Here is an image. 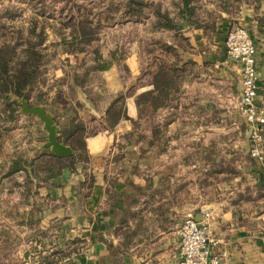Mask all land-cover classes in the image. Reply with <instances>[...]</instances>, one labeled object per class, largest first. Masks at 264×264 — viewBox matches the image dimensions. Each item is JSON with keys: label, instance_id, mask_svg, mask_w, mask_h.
I'll use <instances>...</instances> for the list:
<instances>
[{"label": "crops", "instance_id": "obj_1", "mask_svg": "<svg viewBox=\"0 0 264 264\" xmlns=\"http://www.w3.org/2000/svg\"><path fill=\"white\" fill-rule=\"evenodd\" d=\"M258 6L243 2L233 18L255 44L256 103L264 110V0ZM232 25L230 17L218 23L210 41L201 30L191 32L194 72L185 77L183 92L172 101L163 98L157 109L140 111L136 102L138 94L154 89L152 81L140 79L138 46L122 60L115 51L113 60L101 63L109 92L130 93L114 125L101 122L113 98L96 109L81 87L77 95H68L77 121L46 105L64 144L78 127L94 129L85 137L90 160L71 167L56 155L51 158L63 163L60 171L34 179L29 192L0 188L1 196H13L12 205L29 214L23 222H5L19 241L15 264H180L179 231L190 211L199 220L206 211L214 215L212 235L223 239L214 250H225L228 264H264V189H259L264 187V160L250 155L245 118L232 106L242 89L241 64L225 46ZM215 93L230 105L213 107ZM217 118L225 124H215ZM30 119L39 122L37 128L22 125L29 120L23 115L19 132L27 135L23 146L34 156L38 148H47V132L41 120ZM24 176L20 172V179ZM129 232L132 237L126 238Z\"/></svg>", "mask_w": 264, "mask_h": 264}, {"label": "trees", "instance_id": "obj_2", "mask_svg": "<svg viewBox=\"0 0 264 264\" xmlns=\"http://www.w3.org/2000/svg\"><path fill=\"white\" fill-rule=\"evenodd\" d=\"M177 1V10L174 16L168 11H163L161 6L153 7L152 3L146 0H127L125 13L132 19L140 20L146 15L147 9L151 8L155 16L152 22L155 30L171 31L174 34L201 30L205 38L210 41L217 32L218 23L225 21L228 17L231 18L232 29L244 27L233 17L241 9L243 2L249 3L251 1L254 8L258 9L260 0H204V4L201 0ZM12 17L14 16L11 15ZM60 27L61 31H69L71 38L67 45L76 46L70 50L74 55H78L84 49L83 45L85 43L89 45L102 29L101 22H94L89 16L82 15L67 20L61 19ZM60 35L65 38L64 33H60ZM183 35H186V33ZM184 38L189 43L186 48L176 43H165L164 46L167 49H174L175 51V56L167 61L166 59L162 60L160 57L153 58L152 54H150L151 56L147 61H144L146 55L142 54L143 70L140 79L145 78L148 79V82L152 81L154 89L137 95L136 102L140 111L148 107L157 109L164 105V100L172 101L174 95L183 92V81L186 76L194 72V64L196 63L189 57L194 50L191 38L188 36H184ZM45 40V31L43 29L37 30L36 23L29 29L25 37L22 33H19L12 41H5L0 45V122L3 123L0 129V186L7 180L10 183L14 182L16 175L24 172V185L27 192L33 189L36 184L34 179L39 181L40 176L43 174L47 175V179L56 176L63 163L51 158L57 156L50 150V147L38 148L34 156H31L27 150H19L16 147L12 150L5 148L6 135L14 138L13 130L17 127L21 115H26L29 118L27 126L37 128L36 123L39 124V122L31 120L30 115L22 112V106L19 104L20 98H25L32 106L50 105L51 109L55 111L60 108L62 111L65 110L61 113V117L68 116L74 110L73 106L67 105L72 103L69 102L68 95L70 94L72 97L77 95L78 87H81L96 109L105 106L106 102L113 98L106 107L104 117H101L103 118L101 122L111 126L117 123L120 118L126 98L130 94L124 91H118L115 94L109 92L102 82V65L99 60L89 66L86 63L79 64L78 68H74L73 74H69L68 71L65 72L54 87L49 88L48 86L44 90L45 87L42 88L41 85L44 67L50 59L57 55V52L49 54L42 50ZM142 48L143 53L146 52L147 48L150 53L155 50L150 46H145V48L142 46ZM163 57L167 58L166 52H164ZM82 68H84V77L81 78L80 70ZM94 72L98 75L95 82H91L89 76ZM196 72L200 75V68ZM96 82L99 84L98 88H96ZM53 89L56 91L55 96L49 100L48 95ZM36 90L37 95L33 98L31 93ZM202 109H206V106H202ZM70 117L73 122L78 120L74 113L70 114ZM95 118L97 117L92 116V119ZM93 133L94 129L80 126L67 139L66 142L72 147L73 153L63 156V158L69 166L74 167L79 162H89L90 156L87 154L85 137ZM89 186H91V182ZM259 189H264V187ZM260 195L264 196V193ZM246 198H250V196ZM3 212L8 221L23 222L29 219V214L20 212L14 205L4 209ZM125 223V220H121V226ZM11 229L10 224L0 228V252L4 254L9 253L11 248L18 246L19 241L15 239V235L12 236ZM128 237H132V232L126 234V238ZM102 239L107 241L106 238ZM73 251L78 252V247L75 246ZM50 264H59V262L54 260Z\"/></svg>", "mask_w": 264, "mask_h": 264}, {"label": "rangeland", "instance_id": "obj_3", "mask_svg": "<svg viewBox=\"0 0 264 264\" xmlns=\"http://www.w3.org/2000/svg\"><path fill=\"white\" fill-rule=\"evenodd\" d=\"M146 1L151 2L153 7L157 5L161 6L163 11H168L173 16L176 15L177 0ZM126 2L127 0H0V45L5 41H12L19 33H22L23 37H25L29 29L36 23L37 30L43 29L45 31L46 40L42 50L49 54L57 52V55L50 59L44 67L41 82L42 88L45 87L44 90L48 86L49 88H52L51 86L54 87L65 72L68 71L69 74H73L74 68H78L79 64L83 65L86 63L89 66L93 65L97 60L102 64L113 60L115 51L119 55V60H122L128 53L137 50L138 46L139 54L141 56L142 54L146 55L144 61L149 59L150 54H152L153 58L160 57L162 60L166 59L167 61L175 56V51L174 49H167L164 46L165 43H176L182 45L183 48L188 47L189 43L185 40L184 36L190 37L191 32L185 31L174 34L171 31L155 30L152 23L155 19L153 9H147L146 15L142 19L135 20L126 15ZM201 2L204 4L205 1L201 0ZM209 6L211 7V5ZM11 15L14 17L11 18ZM81 15L89 16L94 22H101L102 29L89 45L85 43L83 45L84 49L78 55H74L70 50L76 46L67 45L70 42L71 36L68 30L61 31L60 20L80 17ZM60 33H64L65 38ZM184 33L186 35H183ZM206 40L209 41L208 39ZM142 46L144 48L145 46H150L155 50L150 53L147 48L146 52L143 53L141 51V49L143 50ZM164 52H166L167 58L163 57ZM83 71L84 68L80 70L81 78L84 77ZM97 75L98 73L96 72L91 73L89 76L90 81L95 82ZM31 95L34 98L37 95V90L33 91ZM213 95L212 101L216 104L213 107L222 109L226 105H230L229 103H225V100L217 96L216 93ZM237 102L238 97L233 100L232 106L239 110ZM21 118H23V115L19 117V121ZM222 119L217 118L214 123L217 125L225 124V122H222ZM19 121L17 124L18 128L15 130L16 132L13 130L14 138L6 135L4 145L6 149L12 150L18 147L19 150H25L24 148H26L23 146V142L27 140V135L19 132ZM27 124L23 123L22 125ZM2 125L3 123L0 122V129ZM219 139H223L222 136ZM14 182L10 183L7 180L0 187L25 188V185L22 184L24 178L20 179V174L16 175ZM13 198V196L0 195V228L8 225V223H5L8 221V218L4 215L3 210L12 206L11 201H13ZM11 233L14 236L13 229H11ZM16 251L17 247H13L7 254L0 252V264H15Z\"/></svg>", "mask_w": 264, "mask_h": 264}, {"label": "built area", "instance_id": "obj_4", "mask_svg": "<svg viewBox=\"0 0 264 264\" xmlns=\"http://www.w3.org/2000/svg\"><path fill=\"white\" fill-rule=\"evenodd\" d=\"M228 56L239 62L242 68V89L237 106L245 118L250 141V155L264 160V110L257 106L258 84L256 68V47L245 27L231 29L226 37ZM214 215L206 211L201 220L196 214L187 212L180 227V264H228L227 252L215 249L223 244L221 237L212 235L211 223ZM264 240V236H263Z\"/></svg>", "mask_w": 264, "mask_h": 264}, {"label": "water", "instance_id": "obj_5", "mask_svg": "<svg viewBox=\"0 0 264 264\" xmlns=\"http://www.w3.org/2000/svg\"><path fill=\"white\" fill-rule=\"evenodd\" d=\"M19 104L22 106L23 113L35 116L37 119L43 121V128L47 132L46 147H50L53 153L61 157L68 156L73 153L71 146L60 141V127L57 125L52 113L48 112L46 105L32 106L25 98H20ZM197 220L199 221L198 218Z\"/></svg>", "mask_w": 264, "mask_h": 264}]
</instances>
